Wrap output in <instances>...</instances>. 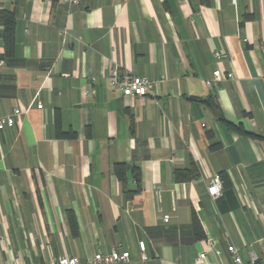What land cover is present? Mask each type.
I'll list each match as a JSON object with an SVG mask.
<instances>
[{
    "label": "crops",
    "instance_id": "obj_1",
    "mask_svg": "<svg viewBox=\"0 0 264 264\" xmlns=\"http://www.w3.org/2000/svg\"><path fill=\"white\" fill-rule=\"evenodd\" d=\"M3 11L15 19L10 57ZM113 66L147 77L150 93L111 91ZM216 69L234 79L209 89ZM15 108L0 131V264H87L115 248L129 252L123 264H193L199 252L232 264L231 245L264 264V0H0V116ZM216 109L263 138L227 130ZM56 113L75 138L57 137ZM192 167L194 179L175 180ZM223 174L230 186L212 199Z\"/></svg>",
    "mask_w": 264,
    "mask_h": 264
},
{
    "label": "built area",
    "instance_id": "obj_2",
    "mask_svg": "<svg viewBox=\"0 0 264 264\" xmlns=\"http://www.w3.org/2000/svg\"><path fill=\"white\" fill-rule=\"evenodd\" d=\"M69 3L76 4L78 0H66ZM66 30L63 31V34ZM214 58L219 59L220 53L214 52ZM234 75L231 72L223 73L219 69H216L212 73V77L205 80V85L209 89L215 88L218 83L223 80H232ZM108 87L111 91L118 92L121 96L127 98H142L150 93L153 82H151L145 76L133 75L126 71L119 70L118 66H113L108 69L107 72ZM85 94V93H84ZM40 103L36 104L37 109H41ZM23 112L19 108L13 109L11 115L0 116V131L5 127H13L15 124L14 118L20 116ZM222 190V181L219 175H214L210 178L206 191L207 194L212 198L216 199L220 196ZM159 191V190H158ZM163 221L167 222L168 217L163 216ZM138 248L140 250V260L145 261L146 257L144 254L145 244L144 242H138ZM227 251L230 253L232 258V264H245L238 256L237 250L231 245L227 247ZM130 260V254L127 251H119L117 248L112 249L107 254H95L88 261L87 264H123ZM254 262V261H253ZM252 262V263H253ZM46 264H79L76 257H60L51 259ZM193 264H208L206 262V255L204 252H199L193 261Z\"/></svg>",
    "mask_w": 264,
    "mask_h": 264
},
{
    "label": "trees",
    "instance_id": "obj_3",
    "mask_svg": "<svg viewBox=\"0 0 264 264\" xmlns=\"http://www.w3.org/2000/svg\"><path fill=\"white\" fill-rule=\"evenodd\" d=\"M1 16L3 19V25H4V31H3V47H4V53L6 55V57H10L13 52H14V23H15V19L14 16L6 11L1 12ZM216 117L218 119V121L223 124L227 130L236 133L238 135H241L243 137H247L250 139H260L263 138L261 136H257L253 133H250L248 131H246L242 124L238 123V124H234V123H230L227 122L221 112L219 110L216 109ZM55 126H56V132H57V137L61 138V139H73L76 136V133L73 131H68V132H63L60 129V125H59V117H58V113H56L55 115ZM87 135H89V133L87 132ZM207 138L211 139L212 136L211 134H207ZM220 148V144L219 143H213L209 146V149L214 151V150H218ZM114 173L117 176L118 180L124 184V180H125V173L127 170V167L124 164H116L114 166ZM197 176V171L194 167L190 168L189 170H187L186 172H175V180L177 182H181V181H189L191 179H194ZM221 181H222V189L223 187H229L230 186V181L228 179L227 176L223 175H219ZM66 217H67V222L71 231L72 235H76L77 234V223H76V218L73 214L72 211H67L66 213ZM191 231L193 234V237L195 240H203L205 239V234L203 231V228L201 226L200 220L197 217V215L193 212L191 215ZM251 264H260L257 261H254Z\"/></svg>",
    "mask_w": 264,
    "mask_h": 264
}]
</instances>
